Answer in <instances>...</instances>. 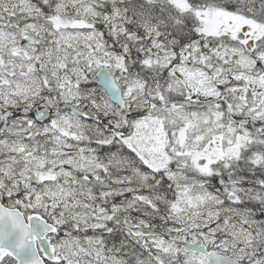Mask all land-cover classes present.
Here are the masks:
<instances>
[{
  "label": "snow or ice",
  "instance_id": "snow-or-ice-1",
  "mask_svg": "<svg viewBox=\"0 0 264 264\" xmlns=\"http://www.w3.org/2000/svg\"><path fill=\"white\" fill-rule=\"evenodd\" d=\"M0 264H264V0H0Z\"/></svg>",
  "mask_w": 264,
  "mask_h": 264
}]
</instances>
